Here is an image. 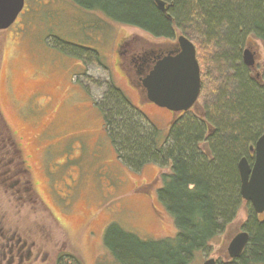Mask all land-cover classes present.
Here are the masks:
<instances>
[{"label": "rangeland", "instance_id": "rangeland-1", "mask_svg": "<svg viewBox=\"0 0 264 264\" xmlns=\"http://www.w3.org/2000/svg\"><path fill=\"white\" fill-rule=\"evenodd\" d=\"M25 2L15 24L0 31V109L46 207L35 215L64 250L60 263L74 256L82 264H121L111 246L140 254L141 244L175 238L174 217L159 200L160 168L134 171L118 159L99 104L105 84L114 82L158 129L162 145L180 114L144 101L119 52L127 51V43L143 55L175 44L181 35L157 39L71 0ZM249 47L256 53L253 72L260 76L264 43L252 36L244 50ZM247 220L243 204L235 222L192 264L223 261Z\"/></svg>", "mask_w": 264, "mask_h": 264}, {"label": "trees", "instance_id": "trees-1", "mask_svg": "<svg viewBox=\"0 0 264 264\" xmlns=\"http://www.w3.org/2000/svg\"><path fill=\"white\" fill-rule=\"evenodd\" d=\"M71 1L157 39L184 35L195 44L201 69L197 109L174 118L162 145L158 129L126 94L112 81L105 84L99 108L118 159L134 171L160 168L159 200L177 226L175 238L141 244L140 254L111 246L115 258L121 264H192L246 204L249 244L240 258L218 264H264V215L242 199L238 169L243 158L253 165L251 148L264 134V69L259 76L243 63L252 36L264 43V0H162L168 14L155 0ZM0 137L14 143L1 109ZM68 259L63 264H82Z\"/></svg>", "mask_w": 264, "mask_h": 264}, {"label": "water", "instance_id": "water-1", "mask_svg": "<svg viewBox=\"0 0 264 264\" xmlns=\"http://www.w3.org/2000/svg\"><path fill=\"white\" fill-rule=\"evenodd\" d=\"M157 7L168 14L166 2L155 0ZM25 0H0V31L12 27L25 8ZM170 17V15H168ZM176 49L167 55H159L148 74L142 80L141 86L133 84L145 102L167 109L173 114H183L197 109L201 96V69L197 58V49L192 41L181 35L174 44ZM125 48V46H124ZM154 50V49H152ZM160 49L153 55L160 54ZM121 56V52H119ZM243 63L250 69L256 66V53L253 47L243 52ZM254 163L251 165L243 158L239 165L241 178V197L251 204L256 215H264V134L251 148ZM250 241V235L241 231L229 243L226 253L222 255L225 261L240 258ZM220 258V257H219ZM203 264H218L217 259L210 258Z\"/></svg>", "mask_w": 264, "mask_h": 264}, {"label": "flooded vegetation", "instance_id": "flooded-vegetation-1", "mask_svg": "<svg viewBox=\"0 0 264 264\" xmlns=\"http://www.w3.org/2000/svg\"><path fill=\"white\" fill-rule=\"evenodd\" d=\"M125 48L127 51L121 56L127 78L131 82L135 77L137 86H141L157 56L176 49L173 43H168L159 48L158 55L147 49L138 55L130 44L126 43ZM43 207L34 192L30 170L22 160L18 143L10 144L0 137V264H60L64 259L63 248L35 215Z\"/></svg>", "mask_w": 264, "mask_h": 264}]
</instances>
